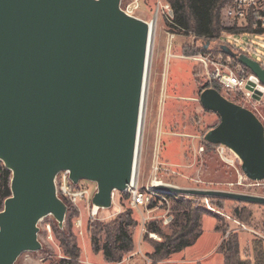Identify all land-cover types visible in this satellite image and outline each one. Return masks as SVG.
I'll list each match as a JSON object with an SVG mask.
<instances>
[{
    "label": "water",
    "instance_id": "95a60500",
    "mask_svg": "<svg viewBox=\"0 0 264 264\" xmlns=\"http://www.w3.org/2000/svg\"><path fill=\"white\" fill-rule=\"evenodd\" d=\"M121 0H0V162L10 171V195L0 210V264L41 248L38 221L59 227L66 204L54 176L96 183L91 204L109 208L135 163L150 27L126 14ZM208 43L205 44L206 47ZM259 81L264 67L222 45ZM254 84L246 86L251 90ZM218 123L203 139L240 159L242 173L264 179V125L213 87L198 93ZM159 190L264 204V196L159 185Z\"/></svg>",
    "mask_w": 264,
    "mask_h": 264
},
{
    "label": "rangeland",
    "instance_id": "374dc122",
    "mask_svg": "<svg viewBox=\"0 0 264 264\" xmlns=\"http://www.w3.org/2000/svg\"><path fill=\"white\" fill-rule=\"evenodd\" d=\"M129 1L121 0V5ZM157 2L158 0H140V7L135 11V15L146 14L148 19H153ZM153 25L152 21L134 163V176L138 179L139 185L142 186L151 178V166L157 159L162 163V170L157 178L170 185L264 196V179L261 181L248 179L242 173L240 159L233 151L236 157L227 151L233 161L225 162L213 145L204 143L203 135L211 126L218 123L219 118L216 113L202 108L198 102V91L203 84L213 82L207 79L203 65L183 57L203 53L195 52V49L201 48L200 40L194 35L176 32L172 53L177 56L170 58L169 65H166L168 28L161 12L156 18V25L154 27ZM231 39L243 53L264 67V31L241 32ZM183 48L194 50L191 54L186 52L183 54ZM219 91L223 96L242 104L237 93L226 92L222 88ZM252 110L264 124V96ZM201 147L203 151L200 150ZM76 184L72 185L88 189L94 185L92 181L86 179H80ZM178 194L187 197L193 205L203 206L208 212L201 215V233L193 238L188 246L173 252L157 264H223V255L218 247L229 232L237 234L238 252L243 264H264V204L213 196ZM114 198L115 201L109 208L97 207L95 219L87 218L84 207L80 206V209H77L69 200L63 198L66 213L62 226H58L52 215L42 217L37 224V238L41 248L22 252L14 264H56L55 260L62 258L63 253L54 232V225L59 229L66 228V214L69 211H72L70 231L80 250L75 264H152L147 255L152 250L151 246L149 241H144L142 237L145 233L144 224L154 220L167 230L170 221L167 224L163 221L168 217L172 219L170 201L169 206L162 205L147 214L143 210L131 208L122 192L116 190ZM235 207H245L250 212V217L243 224L231 213ZM126 210L131 212V218L135 220V226L131 228L134 248L124 255L123 263L105 262L99 253L94 254L91 250L88 227L93 222L107 224ZM76 218L83 221L81 233L75 227ZM142 218H145V222ZM101 234L102 240L104 233ZM147 238L159 240L155 233L150 232L147 233Z\"/></svg>",
    "mask_w": 264,
    "mask_h": 264
},
{
    "label": "trees",
    "instance_id": "16d2710c",
    "mask_svg": "<svg viewBox=\"0 0 264 264\" xmlns=\"http://www.w3.org/2000/svg\"><path fill=\"white\" fill-rule=\"evenodd\" d=\"M168 3L173 12V24L166 23L170 30L182 32L183 34L194 35L200 42L216 44L224 39L227 33H239L246 31L227 26L221 19V7L225 0H163ZM199 42V43H200ZM191 48V47H190ZM190 48H183L182 53L191 54ZM233 52L235 46L230 47ZM203 51L202 48L195 49V52ZM216 51H222L221 46L215 48ZM237 53V52H236ZM235 61L237 58L234 57ZM249 70L248 68H246ZM213 87L220 90V85L216 82L205 83L198 93L207 88ZM228 100L235 102L234 99L226 97ZM215 126V125H214ZM213 126H211L212 128ZM210 129V128H209ZM206 145H214L204 141ZM10 171L7 170L0 162V210L3 207V201L10 195ZM127 195H125L126 197ZM166 196L170 201V211L172 219L170 220L167 230H164L157 221L151 220L144 224L145 233L142 235L144 241H149L151 252L147 255L152 264H157L166 259L173 252L179 251L188 246L192 239L201 233L200 218L203 213L208 212L203 206L193 205L190 200L181 194H168ZM153 203V202H152ZM150 204L151 207L153 204ZM233 217L241 224L246 222L250 217V212L245 207H235L231 211ZM72 211L66 214L67 227L59 229L54 225V232L59 240L63 257L55 260L56 264H75L79 258L80 250L75 237L70 231V219ZM135 226V220L131 218L129 210L121 212L114 220L107 224L93 222L89 225L90 247L94 254H100L101 258L108 263H118L124 258V255L131 252L134 248L133 232L131 228ZM219 226H216L218 229ZM155 233L159 240H150L147 233ZM101 233L104 237L101 240ZM218 250L223 255V264H243L238 252L237 234L229 232Z\"/></svg>",
    "mask_w": 264,
    "mask_h": 264
},
{
    "label": "built area",
    "instance_id": "2783aa9c",
    "mask_svg": "<svg viewBox=\"0 0 264 264\" xmlns=\"http://www.w3.org/2000/svg\"><path fill=\"white\" fill-rule=\"evenodd\" d=\"M139 7L140 0H130L123 6L120 4V8L126 14L145 20L148 26L152 24V21L154 22L153 27L156 25V18L159 12L162 13L166 23L174 25L172 22L173 12L168 3L158 0L154 9V18L148 20L140 17L139 15H135V11L138 10ZM221 19L227 26H234L235 28L246 30L241 32H263L264 0H225L221 7ZM235 34L237 33H227L223 36L225 40H221L216 44L209 43L205 48L203 47L206 43L202 41L199 45L203 49V53L199 52L198 54L189 57H183L189 58L203 65L207 79L210 82L218 83L226 92L237 93V95L241 98V105L254 112L252 108H255V105L259 103L264 96L263 92L260 100H256L252 97L254 90L257 89L260 82L252 80V73L250 70H247L244 65L235 61L234 57L224 53L223 51H216V53H213L215 48H219L222 45H226L229 48L235 46L236 49L234 51L238 54L243 53V51L239 49L231 39ZM175 35V29H168L165 47L166 65H169L170 58L177 56L172 53L173 39L175 38ZM249 82L254 84L251 90L246 88ZM254 114L256 115L255 112ZM213 146L221 159L225 162L233 161V159L230 158V155L227 154V151H229L235 156L232 150L221 144H214ZM200 150L203 151V147H201ZM161 170L162 163L156 159L151 166V178L142 186L139 185L136 177L133 180L132 174L130 183L124 191H121L123 194L127 195L125 199L131 208L140 209L149 214L162 205L169 206V200L166 196L167 192L157 188L159 185H170L157 178V175ZM53 181L55 192L61 200H63V198L69 200L77 209H80V206L84 207L87 211V218H96L97 207L91 204L92 195L96 190L95 182H93L94 185L91 189L86 187H76L72 185L73 183L69 178L68 170L58 171L54 176ZM115 192L116 190H114V194ZM111 201L112 203L115 201L113 193H111ZM151 203L153 205L149 207ZM142 220L144 221L145 218H142ZM169 221L170 217L165 218L163 222L167 224ZM75 227L80 230V233L82 232L83 221L81 218H76Z\"/></svg>",
    "mask_w": 264,
    "mask_h": 264
},
{
    "label": "bare ground",
    "instance_id": "6f19581e",
    "mask_svg": "<svg viewBox=\"0 0 264 264\" xmlns=\"http://www.w3.org/2000/svg\"><path fill=\"white\" fill-rule=\"evenodd\" d=\"M149 27H150V31H151V25ZM147 57H148V54H147ZM143 90H144V85H143ZM142 98H143V94H142ZM141 109H142V103H141ZM141 109H140V118H141ZM139 127H140V123H139ZM135 160H136V155H135ZM134 172H135V165H134V171H133V180L135 179ZM112 193L114 195V191Z\"/></svg>",
    "mask_w": 264,
    "mask_h": 264
},
{
    "label": "crops",
    "instance_id": "0c3cea01",
    "mask_svg": "<svg viewBox=\"0 0 264 264\" xmlns=\"http://www.w3.org/2000/svg\"><path fill=\"white\" fill-rule=\"evenodd\" d=\"M140 15H142V14H140ZM140 17H142V18H144V19H146V20H148V18H149V17H146V14H145V15H142V16H140ZM121 263H123V261H122ZM118 264H120V263H118Z\"/></svg>",
    "mask_w": 264,
    "mask_h": 264
}]
</instances>
